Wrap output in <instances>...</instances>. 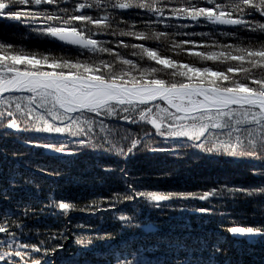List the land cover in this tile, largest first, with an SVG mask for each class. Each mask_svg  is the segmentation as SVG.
I'll return each mask as SVG.
<instances>
[{
  "label": "snow or ice",
  "instance_id": "6c2138e0",
  "mask_svg": "<svg viewBox=\"0 0 264 264\" xmlns=\"http://www.w3.org/2000/svg\"><path fill=\"white\" fill-rule=\"evenodd\" d=\"M127 10H141L136 16L144 28L163 25L165 31H136L135 23L128 25L127 31H112L113 14ZM0 20L18 22L30 33L72 46L80 56L88 54L86 59L21 54L13 50L11 43H0V139H19L24 134L29 136L23 141L26 147L44 148L53 155L77 156L85 148H92L98 154H113L125 160L138 150L179 157L181 150L193 149L245 163L248 172L259 178L257 184L247 188L225 182L201 194L163 193L138 190L139 178L130 177L121 168L127 194L106 198L109 208L103 211L139 198L160 207L159 202L174 198L208 201L225 194L264 196V0H0ZM182 20L188 22L180 23ZM202 22L232 27L214 28L211 33H177L186 38L173 43L170 50L182 47L186 55L204 62L199 66L162 56L157 47L147 46L149 40L165 38L169 27L184 30ZM217 32L237 42L193 39L211 38ZM241 33L247 38L243 39ZM103 35L133 37L140 42L117 39L112 43L95 38ZM128 48L131 53L120 51ZM165 72L179 79L161 78ZM129 125L139 131H132ZM104 171L113 169L106 167ZM19 175L11 173L8 186H0V199H10L9 189L19 186ZM224 179L227 181V177ZM46 207L67 214L74 205L57 201L53 191ZM195 211L211 214V209ZM36 215L30 206L0 211V264H53L47 258L50 254L44 241L31 244L21 240L31 231L27 219ZM118 219L130 223L129 217L121 215ZM145 230H152V226ZM224 230L233 235L264 236V225ZM59 235L67 239L65 234ZM76 242L84 245L92 241L78 238ZM214 249L220 250L218 243ZM57 250L53 248L52 252ZM36 254L45 258H37ZM79 255L65 264H81ZM113 261L138 264L134 257L114 256ZM176 264H198V260L185 257Z\"/></svg>",
  "mask_w": 264,
  "mask_h": 264
},
{
  "label": "trees",
  "instance_id": "16d2710c",
  "mask_svg": "<svg viewBox=\"0 0 264 264\" xmlns=\"http://www.w3.org/2000/svg\"><path fill=\"white\" fill-rule=\"evenodd\" d=\"M138 11L141 10L114 13L115 19L110 29L127 31L128 25L135 23L136 31L149 34L165 31L163 25L144 28L136 16ZM120 21H127V24ZM172 23L175 24L176 21L173 20ZM231 27L205 25L203 22L200 26L184 30L173 26L166 30L165 38L160 41L149 40L147 46L157 47L162 56H171L199 66L204 62L186 55L182 47L170 50L173 43L179 44L186 38L177 33H211L214 28L230 30ZM240 35L243 39L247 38L244 33ZM95 38L112 43L117 39H123L127 43L140 42L133 37L112 35ZM193 39L237 42L232 37L220 36L218 32L211 38ZM0 43H11L13 50L21 54H50L57 58L80 56L74 47L62 46L59 41L30 33L29 29L15 21L0 20ZM120 51L128 54L132 49ZM87 55L80 58L86 59ZM104 58L108 59L106 55ZM141 63L145 67L149 66L144 61ZM207 63L211 65V62ZM220 70H223V66H220ZM160 76L166 80L179 79L170 72L161 73ZM111 126L110 124L109 127ZM128 127L132 131H139L135 126ZM27 139L29 136L24 134L19 139L15 136L0 139V186H8L11 173L20 174L17 179L19 186L9 189L10 199H0V211H18L24 206H30L37 215L27 219L31 231L21 237V240L31 244L44 241L50 254L47 258L53 264H65L77 254H80L78 259L81 264H84L85 258L87 264H114V256L130 260L134 257L138 264H176L185 257L198 260V264H264V236L233 235L224 230L231 226L264 225V196L249 198L225 194L222 198L213 197L208 201L174 198L159 202L160 207H156L155 202L139 198L135 202L117 203L108 211L102 210L109 208L106 198L127 194L121 168L130 177L139 178L137 187L140 191L201 194L225 182L229 186L244 188L257 184L259 178L248 172L247 164L238 163L225 155L211 157L193 149L181 150L179 157L165 153L153 155L146 150H138L134 157L127 160L113 154H98L92 148H85L77 156H61L53 155L44 148L26 147L23 141ZM156 142H159L158 138ZM106 167L113 171H104ZM45 172L52 175H46ZM26 180L33 183H25ZM131 182L130 180L129 183ZM53 191L57 201L70 202L74 208L65 214L53 207H46ZM199 208L211 209V214L195 211ZM93 212L94 215L91 214ZM121 215L129 217L130 223L119 220ZM77 225L83 227L78 228ZM149 225L152 230L146 231ZM37 232L40 234L37 235ZM61 233L67 239H62L59 235ZM78 238L85 241L91 239L92 242L82 245L76 242ZM217 243L219 251L214 249ZM60 245L63 247L60 248ZM53 248L58 250L52 252ZM129 252L132 253L131 257ZM36 255L37 258H45L42 254Z\"/></svg>",
  "mask_w": 264,
  "mask_h": 264
},
{
  "label": "rangeland",
  "instance_id": "374dc122",
  "mask_svg": "<svg viewBox=\"0 0 264 264\" xmlns=\"http://www.w3.org/2000/svg\"><path fill=\"white\" fill-rule=\"evenodd\" d=\"M249 236H257V235H249Z\"/></svg>",
  "mask_w": 264,
  "mask_h": 264
}]
</instances>
